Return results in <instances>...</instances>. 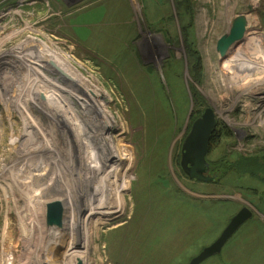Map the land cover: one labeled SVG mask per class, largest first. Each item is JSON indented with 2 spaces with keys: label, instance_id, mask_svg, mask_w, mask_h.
Instances as JSON below:
<instances>
[{
  "label": "rangeland",
  "instance_id": "rangeland-1",
  "mask_svg": "<svg viewBox=\"0 0 264 264\" xmlns=\"http://www.w3.org/2000/svg\"><path fill=\"white\" fill-rule=\"evenodd\" d=\"M238 20L246 25L244 42L223 57L218 42ZM24 26L23 36L2 45ZM35 34L107 94L101 102L115 128L94 141L89 122L102 134V120L93 106L70 101L87 122H74L68 111L87 136L85 146L72 144L13 74L27 79L28 70L0 67V264H189L243 206L264 208L257 179L217 175L205 183L181 167L183 142L208 107L231 131L208 160L226 149L264 153V0H0V60ZM189 37L202 58L200 81ZM188 196L207 200V212L185 206ZM54 200L65 206L57 229L50 224ZM159 204L168 208L162 217ZM253 224L258 217L201 264H264V244L260 252L251 246ZM260 237L264 243V231Z\"/></svg>",
  "mask_w": 264,
  "mask_h": 264
},
{
  "label": "bare ground",
  "instance_id": "bare-ground-1",
  "mask_svg": "<svg viewBox=\"0 0 264 264\" xmlns=\"http://www.w3.org/2000/svg\"><path fill=\"white\" fill-rule=\"evenodd\" d=\"M24 23L27 25L28 21L24 20ZM25 30L27 31L25 26L23 28L20 27L18 31L15 32L14 35H12L11 38L3 40L1 42L2 45L10 39L23 36V34L26 32ZM28 31H31V29ZM42 36H33L34 39L31 40V42H28L29 40L23 39L22 41L17 43V45L13 46L12 49L3 52V54L1 55L3 56V58L0 60V67L8 69L9 66L13 69L14 66L18 69L19 75L21 74V70L23 69V67H25L24 71L28 70L30 77L27 79H23L21 76L18 77L16 72H14L13 74L16 75V77L20 79L22 83H28L27 85L30 86L29 89L34 92V98L38 102L41 101L47 105V108H49L51 110V113L53 114H50V116H53L54 120H56L55 117H57V121L61 123L63 130H66L68 134H71L72 144L77 145L79 142H81L85 146V143L82 139L85 140V138L87 137L84 135V133H82L83 131L77 130V128L75 129V125L72 122H76V120L85 123L87 122L85 119H83L82 121L79 115L75 113L74 107H72L71 103H69L70 101H78L81 106H93L95 113L103 122L105 131L101 134L95 122L90 121L89 125L92 127L90 130L94 133L92 134V138H94L93 140L95 141L97 135H99L100 137H103V139H107L109 132H111L115 128L112 122V120L114 121L115 116H110V113L105 110V103L101 102L105 97H107V94L99 89L95 84H93L92 80L88 79L85 73L72 61L68 60L56 49V51L54 50V48L52 49V47L44 41V38H41ZM27 37L28 36H26L25 39ZM5 64H7L8 66H6ZM260 80H262L261 77ZM36 100L34 101L36 106L44 110V108L39 105L40 103H36ZM68 111H72L74 115L73 121L72 118L67 115ZM68 121H71V123L69 124ZM85 123L83 125L86 127ZM109 138H115V136L110 135ZM40 139H43V137L41 136ZM56 191H54V193H56ZM52 202H55V200ZM70 225L73 228L74 223L72 222ZM73 231L71 234L73 235L74 242L75 233H73ZM87 245H85L84 249L87 248Z\"/></svg>",
  "mask_w": 264,
  "mask_h": 264
},
{
  "label": "water",
  "instance_id": "water-1",
  "mask_svg": "<svg viewBox=\"0 0 264 264\" xmlns=\"http://www.w3.org/2000/svg\"><path fill=\"white\" fill-rule=\"evenodd\" d=\"M245 32L246 25L244 21L238 20L231 29L230 34L220 38L218 50L223 57H226L235 46L244 42ZM217 123L218 118L214 108H206L204 113L193 122L191 130L183 142L181 167L190 179L205 183L216 180L215 176L207 174L210 170V163L207 160V155L210 149L211 137ZM49 208L50 224L52 228H61L65 214L63 202H53L50 204ZM252 217V209L248 205L243 206V208L232 217L217 240L192 258L189 264H201L210 257L221 254L230 239ZM78 264H85V262L80 260Z\"/></svg>",
  "mask_w": 264,
  "mask_h": 264
},
{
  "label": "trees",
  "instance_id": "trees-1",
  "mask_svg": "<svg viewBox=\"0 0 264 264\" xmlns=\"http://www.w3.org/2000/svg\"><path fill=\"white\" fill-rule=\"evenodd\" d=\"M192 43L193 42H191L190 37H189L187 45H188L189 57L192 59V63H193L192 72H193L194 78L197 81L198 80L200 81V78H202V74H203L202 58L200 56V53L194 48ZM195 96H196V101L198 103L204 102V98L199 93H196ZM201 115H202L201 113L199 115H196V117L194 118V121L198 117H200ZM193 122H192V124H193ZM230 136H231V131L227 127V125H225V123L222 121H218L217 126H216V128L212 134V137H211L209 153H211L213 151L212 145H214L215 143L218 145V143H220L224 137H230ZM228 151L229 150L226 149V152L223 154V156L214 160V161H210L207 159L208 162L210 163L212 169L214 170V172H216V174L219 175L218 177H221V175L228 176L230 174H235L238 177L239 181H241V180L245 181L247 179H249V180L259 179V176L264 175V153H263V155H258V154L244 155L241 152L230 153ZM161 182H163V181H161ZM185 203H186L185 206L192 208L195 212H198L199 210H201V211L204 210V212L205 211L207 212V209H206L207 200H205V199L190 198L188 196V200L185 201ZM159 206L161 207V212H160L161 215L160 216L162 217V213H165V214L168 213V210H167L168 208H164L165 207L164 204H159ZM154 209L159 210L156 207ZM195 209H198V210H195ZM162 210L164 212H162ZM177 213H178V211L174 210V213H173L174 216ZM187 214L189 215V209L186 211L185 216L183 215V218L186 217ZM157 216H158V214L153 215V217L156 218L155 224H157V222H158ZM183 218L181 219L182 221H183ZM152 219H154V218H152ZM148 222H149V219H148ZM175 225H177V224H175ZM136 230L137 229L135 227L133 229V232H135ZM121 231L122 230H117V231H115L114 234H116L117 232L119 233Z\"/></svg>",
  "mask_w": 264,
  "mask_h": 264
},
{
  "label": "crops",
  "instance_id": "crops-1",
  "mask_svg": "<svg viewBox=\"0 0 264 264\" xmlns=\"http://www.w3.org/2000/svg\"><path fill=\"white\" fill-rule=\"evenodd\" d=\"M69 1V0H68ZM253 181H256L255 179ZM258 182H263L264 183V179L262 178V180H259L257 179ZM256 188L253 187V190H255ZM257 196H256V200L258 201V203H262L264 205V190L262 191V193L257 190ZM252 211H253V217H258L259 219V225H252L251 226V229H253L255 232H257V237H255V239L253 238L252 240V247L257 250V251H261L260 247L261 245H263L264 243L261 241V238L260 237V232H263L264 231V208H261V207H257V205H251L249 206ZM252 217V218H253ZM229 252L230 250L227 251V255H229ZM262 259V258H261Z\"/></svg>",
  "mask_w": 264,
  "mask_h": 264
},
{
  "label": "flooded vegetation",
  "instance_id": "flooded-vegetation-1",
  "mask_svg": "<svg viewBox=\"0 0 264 264\" xmlns=\"http://www.w3.org/2000/svg\"><path fill=\"white\" fill-rule=\"evenodd\" d=\"M207 174L210 175V176H217L216 172H214V170L212 169L211 165H210V170H209V172Z\"/></svg>",
  "mask_w": 264,
  "mask_h": 264
}]
</instances>
